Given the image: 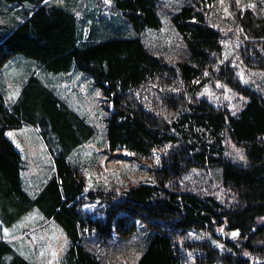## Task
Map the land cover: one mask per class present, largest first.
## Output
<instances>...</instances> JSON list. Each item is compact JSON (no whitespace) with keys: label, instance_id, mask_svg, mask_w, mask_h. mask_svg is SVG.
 <instances>
[{"label":"trees","instance_id":"16d2710c","mask_svg":"<svg viewBox=\"0 0 264 264\" xmlns=\"http://www.w3.org/2000/svg\"><path fill=\"white\" fill-rule=\"evenodd\" d=\"M158 1L110 0V15L116 18L108 22L115 30L119 19L133 33L117 36L103 33L105 14L92 7L84 11V21L68 3L0 0V69L21 56L54 74L72 69L85 74L105 102L107 151L151 161L147 173L154 178L114 190L102 183L87 187L68 157L95 128L30 73L10 101L0 90V227L38 210L66 237L59 264H104L85 238L105 242L113 234L129 236L138 221L149 239L132 264H184V249L198 250L195 255L207 263L250 264L248 258H257L252 264H264V95L239 83L228 67H215L221 42L204 15L215 0H193L194 6H181L171 15L182 51L170 57L165 49L161 55L150 51L140 34L161 26ZM14 7L17 12H10ZM250 10L242 19L247 16V33L257 40L244 43L243 59L264 73V15ZM213 79L246 97L237 112L197 95ZM24 124L37 129L54 167L32 196L21 184V156L5 135ZM226 135L244 146L246 164L226 156ZM210 166L221 168L220 184L234 195L233 204L224 205L214 193L182 180L187 170ZM85 199L98 210H83ZM193 229L208 231L223 246L186 238ZM232 230L239 233L235 242L223 235ZM0 264L33 263L0 237Z\"/></svg>","mask_w":264,"mask_h":264},{"label":"rangeland","instance_id":"374dc122","mask_svg":"<svg viewBox=\"0 0 264 264\" xmlns=\"http://www.w3.org/2000/svg\"><path fill=\"white\" fill-rule=\"evenodd\" d=\"M97 2L99 3L98 8L95 0H47V3L50 4L68 3L77 13V17L80 20L83 18L84 21L86 20L85 12L90 11L89 7H92L95 13L105 14L101 23L104 25V34L115 33L117 36H132L130 27L121 23V20H116L115 30L113 29L114 24L108 22L112 17H115L114 14L110 15V0L107 2L98 0ZM190 4L194 6L195 3L193 0L158 1L157 11L161 19V26L158 29L144 30L140 34L150 51L160 54V51L165 49L170 57L183 50L180 37L171 23L170 17L181 6ZM250 4H254L255 8L248 7ZM248 9H251L250 11L255 13V16L264 15V0H240L239 4L237 0H215L203 11L206 20L217 29L221 42L220 53L214 59L215 67L219 65L228 67L239 83L254 90L257 89L264 95V73L257 67L248 65L246 59H243V55L246 54L243 51L244 43L257 40L247 33L246 25H244L248 23L247 16L242 19V15H245L244 12ZM13 10L17 12V7L9 11L14 12ZM84 28L87 31V27ZM30 73H34L43 80L60 99L95 128L94 135L75 148L68 157L71 164L85 179L87 187L102 183L114 190L115 186L124 187V184L136 183L138 180L154 179L147 173L151 161H140L128 153L125 154L126 152H120V157H117L107 151L103 121L105 102L101 98L98 88L82 72L72 69L66 73L54 74L40 68L32 60L16 56L0 69V90L7 101L17 94L22 80ZM197 95L213 104L225 105L231 113L237 112L247 100L244 95L235 91L232 86L221 79H213L205 83ZM8 133H12V135L9 136ZM5 135L21 156V184L24 191L32 196L53 174L52 158L37 129L32 125L24 124L17 128L7 129ZM224 145L225 154L230 160L241 165L247 163L248 159L242 144L236 143L230 135H226ZM220 171L219 166L191 168L187 170L182 180L189 185L195 184L202 191L214 193L224 205L233 204L234 195L221 187ZM83 206V210L90 213L95 209L98 210V208H92L94 204L87 199L83 202ZM5 229H7V234L4 232ZM214 232L217 233L219 230L216 229ZM233 232L224 231L223 235L235 242L239 233L233 236ZM187 234L186 238L208 239L214 247L223 246V243L208 231L193 229L189 230ZM0 237L13 245L33 264H59L67 247L66 237L61 229L53 220L44 217L36 209L26 213L9 227L1 226ZM148 239L149 230L143 226L141 221H138L136 231L129 236L113 234L110 240L101 242L90 235L85 238V242L104 264H132L140 256ZM197 251L184 249V264H216L205 262L206 259L201 255H198L199 257L195 255ZM256 257L261 256L256 255ZM248 259L249 262L251 260L252 263L255 262V258ZM261 259L264 261V257Z\"/></svg>","mask_w":264,"mask_h":264},{"label":"snow or ice","instance_id":"6c2138e0","mask_svg":"<svg viewBox=\"0 0 264 264\" xmlns=\"http://www.w3.org/2000/svg\"><path fill=\"white\" fill-rule=\"evenodd\" d=\"M106 2H107V0H106ZM237 3L239 4L240 3V0H237ZM248 7L255 8V5L254 4H250V5H248ZM97 95H99V93H97ZM8 135L11 136L12 133H8ZM17 147H19V145H17ZM241 159H243L242 156H241ZM4 232H5V234H7V229H5ZM232 235L235 236V235H237V233L236 232H233Z\"/></svg>","mask_w":264,"mask_h":264},{"label":"flooded vegetation","instance_id":"af4514ba","mask_svg":"<svg viewBox=\"0 0 264 264\" xmlns=\"http://www.w3.org/2000/svg\"><path fill=\"white\" fill-rule=\"evenodd\" d=\"M260 260L259 259H255V262H259ZM250 263L252 264V260L250 261Z\"/></svg>","mask_w":264,"mask_h":264},{"label":"water","instance_id":"95a60500","mask_svg":"<svg viewBox=\"0 0 264 264\" xmlns=\"http://www.w3.org/2000/svg\"><path fill=\"white\" fill-rule=\"evenodd\" d=\"M232 231H234V232L238 233V231H237V230H232Z\"/></svg>","mask_w":264,"mask_h":264}]
</instances>
